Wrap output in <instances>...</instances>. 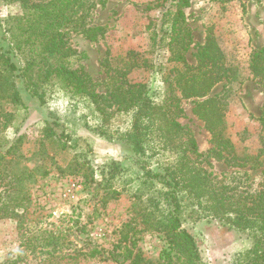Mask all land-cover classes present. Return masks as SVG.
Listing matches in <instances>:
<instances>
[{"label": "rangeland", "instance_id": "374dc122", "mask_svg": "<svg viewBox=\"0 0 264 264\" xmlns=\"http://www.w3.org/2000/svg\"><path fill=\"white\" fill-rule=\"evenodd\" d=\"M33 2H37L36 0ZM160 0H95L86 15V29L100 27L95 40L70 27L62 29L73 54L66 65L86 74L95 92H108L109 77L123 66L126 53L138 54L141 67L128 76L129 83H142L156 101L173 97L183 114L177 122L187 128L196 142V150L187 157L211 173L216 183L237 187L252 196L264 192L261 176L264 153L258 169L232 167L213 152L211 134L194 113L197 99H184L176 90L175 79L182 65L170 62V53L152 45L153 29L167 6ZM23 10L19 2L0 0V37L3 21L17 17ZM192 43L185 54L195 66L197 47L209 33L215 39L229 68L227 78L219 82L211 96L225 95L226 135L238 156H255L264 149V129L259 123L264 106V82L250 70L251 56L264 48V0H191L185 10ZM82 29V28H81ZM168 79L171 86L163 83ZM115 111V108H108ZM131 113L115 112L106 129L122 132L130 124ZM48 122L71 138L75 150H60L45 136ZM101 116L84 96H75L62 83L54 81L46 88L44 105L23 99L22 105L0 103V202L16 192L13 175L30 173L28 201L17 197L7 217L0 218V264H162L167 249L162 232L153 231L143 221L146 190L140 196L132 182L131 150L122 142L106 141L93 128ZM80 152L94 169L93 181L84 184L81 175H70L68 163ZM173 155L160 153L152 159V168L172 162ZM118 162L125 179H116L105 187L101 169ZM232 163V162H231ZM248 173V177L235 175ZM131 177V178H130ZM241 177V179H239ZM21 205V206H20ZM183 227L196 239L204 264H231L235 255L249 247V241L217 222L185 220ZM55 242H50V239ZM180 263V262H179Z\"/></svg>", "mask_w": 264, "mask_h": 264}, {"label": "trees", "instance_id": "16d2710c", "mask_svg": "<svg viewBox=\"0 0 264 264\" xmlns=\"http://www.w3.org/2000/svg\"><path fill=\"white\" fill-rule=\"evenodd\" d=\"M19 2L23 10L17 17L3 21L5 31L0 37V103L22 105L23 99L45 103L46 88L54 81L63 84L75 96H84L95 106L101 116L99 127L93 132L106 141L116 140L131 150L133 160L132 182L143 195L142 217L147 228L162 232L167 249L161 255L162 264H204L199 245L184 227L185 220L206 219L241 234L249 241V247L238 252L231 264H264V192L259 195L245 194L237 187L216 183L211 173L194 164L187 151L196 150V142L189 130L177 122L183 114L173 97L156 101L142 83H129L127 76L141 66L136 63L137 53L128 51L123 66L109 77L108 93L99 95L95 85L83 73L71 70L65 60L73 52L64 39L62 29L84 33L95 40L100 27L86 29V15L95 7V0H9ZM165 7L159 19V30L153 29L152 45L167 49L170 62L182 65L177 71L175 87L184 99H197L193 113L211 134L213 152L232 167L258 169L261 163L259 151L255 156H238L226 135L225 95L211 96L213 88L227 78L229 68L211 33L205 43L197 47L196 65L187 63L185 54L192 43L191 30L187 25L185 10L191 0H160ZM82 28V29H81ZM250 70L254 77L264 82V48L251 56ZM164 79L163 83H169ZM172 84H168L170 87ZM114 107L115 111L108 108ZM115 112L131 113L128 128L122 132L106 129L108 119ZM259 123L264 129V106ZM60 125L46 123L45 136L60 150H75L72 140ZM160 153L173 155L172 162L159 164L154 170L151 161ZM232 162V163H231ZM70 175H81L84 184L93 181L94 169L79 152L68 163ZM105 187L110 188L116 179H125L118 162L112 161L101 169ZM235 175L248 177V173ZM264 181V170L261 173ZM30 173L12 177L16 192L9 200L0 202V218L14 215L7 211L13 201H28ZM241 179V177H239ZM21 206V205H20ZM50 242H55L52 238ZM180 262V263H179ZM14 261L10 264H17Z\"/></svg>", "mask_w": 264, "mask_h": 264}]
</instances>
